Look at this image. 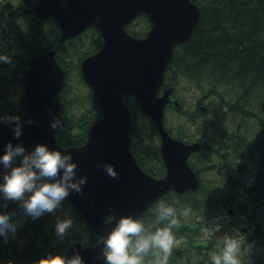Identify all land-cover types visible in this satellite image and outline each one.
<instances>
[{"label": "trees", "instance_id": "1", "mask_svg": "<svg viewBox=\"0 0 264 264\" xmlns=\"http://www.w3.org/2000/svg\"><path fill=\"white\" fill-rule=\"evenodd\" d=\"M2 1L5 2L4 7L9 17L13 11L21 9L23 14L30 18L33 4L37 0ZM192 1L200 7L201 19L189 40L174 48L165 76L176 80V83H173L175 92L180 89L176 87L177 83L183 79L192 84L200 95L196 99L195 116L202 115L200 105L207 101L205 113L211 114L215 120H211L206 126L204 142L189 158L190 166L199 177L197 189L182 194L169 192L160 197L170 202L175 201L181 211L184 207L189 209L186 215L179 216V226L173 227L177 243L169 257V264H211L209 255L219 247V239L216 232L204 236L201 230L219 208L225 210V205L228 209L231 208L234 217L239 213L247 215L246 205L235 203L234 196L231 197L234 185L238 195H246L234 176L235 172L243 168L240 166V160H246L251 151L261 152V147L264 146V0ZM17 2L18 5L15 4ZM13 16L16 18L20 14ZM136 20L142 21L148 29L144 15L138 16ZM47 21L52 24L50 33L46 26H42V22ZM54 29L56 25L52 20H38L33 17L29 19L28 24L18 28L15 41L26 56L55 48L56 58L68 76L69 70L75 71L81 81L79 64L83 58L99 48L101 38L92 27L87 30L88 34H80L59 43ZM126 29L130 34L136 35L131 26ZM86 99L90 102L89 111H96L88 95ZM124 101L131 111V150L138 156L137 161L142 169L154 177H161L165 167L159 153L157 132L151 122L145 120L146 117L138 110L132 97L124 96ZM179 101L181 107L184 101ZM179 108L174 111L176 118L182 120L181 115H185V112ZM228 115L239 116L235 127H225L221 122L222 118ZM97 116L99 115L96 111L92 120L84 119L83 114L78 120H68L67 128L72 134L62 128L57 135L59 144H82L87 126L95 121ZM140 119L147 125L142 126L138 122ZM182 121L186 123L193 120L188 118ZM250 123L254 129L261 132L260 136H255V131L250 130ZM75 126L78 127L77 131L72 132L70 128ZM183 129L182 124L175 125L174 129L168 128L170 133L173 132L180 139L184 138V133L180 131ZM144 150L152 155L149 159L140 154V151ZM262 165L264 166V161ZM205 173H210L211 178L222 176L225 179L223 185L215 184L213 179L201 177ZM241 188H244L245 192L247 189V195L256 205H264L263 181L258 185L254 184L253 190L247 188L244 183ZM219 189L224 190V194L217 195L216 190ZM63 203L68 204L67 199ZM150 209L151 207L141 217H151ZM6 210L15 213L13 219L18 220L19 224L14 235L10 234L7 239L0 237V259L5 261L34 264V261L47 251L65 252L71 241H79L86 246H92L99 241V237L85 225L77 212L80 228L69 229L64 239L59 240L54 235L55 222L44 220L42 216L35 219L26 217L21 209L12 207V201L7 202ZM237 220L240 225L245 224L239 217ZM246 226L250 228L246 239L253 242L250 254L252 264H264V240L261 238L264 236V221L250 220ZM223 230H226V227Z\"/></svg>", "mask_w": 264, "mask_h": 264}, {"label": "water", "instance_id": "2", "mask_svg": "<svg viewBox=\"0 0 264 264\" xmlns=\"http://www.w3.org/2000/svg\"><path fill=\"white\" fill-rule=\"evenodd\" d=\"M32 9L35 17L56 23L60 43L90 27H95L102 38L99 49L80 62L81 79L100 113L87 128L85 142L67 148L57 143V132L64 124L61 90L66 74L53 50L28 58L21 118L26 121L32 117L36 122L24 123L18 138L28 148L39 141L72 154L78 172L87 175V182L81 193L72 192L67 200L88 228L100 237L111 226L108 216L112 209L116 216H142L166 193L196 190L199 179L188 157L200 143H185L168 133L163 122L165 107H179V102L170 99L171 87L160 95L157 91L175 46L189 40L198 25L200 7L192 0H37ZM139 15L146 17L149 29L136 38L128 34L126 26ZM124 95L132 96L158 133L165 166L161 177L146 173L131 152V113ZM49 107L61 117L62 126L57 129L49 127ZM8 139L15 142L17 138L12 136L10 126L0 125V145ZM104 162L113 164L119 175L113 177L98 166ZM246 229L243 227L242 232ZM101 246L100 240L92 246L71 241L65 252L71 254L77 248L87 264H105Z\"/></svg>", "mask_w": 264, "mask_h": 264}, {"label": "clouds", "instance_id": "3", "mask_svg": "<svg viewBox=\"0 0 264 264\" xmlns=\"http://www.w3.org/2000/svg\"><path fill=\"white\" fill-rule=\"evenodd\" d=\"M0 63H14L12 54L0 51ZM49 127L62 126L61 117L49 107ZM32 117L22 120L21 114L0 112V125L10 126L12 136L0 145V237L7 239L17 231L19 221L13 219L14 212L7 211V202L15 201L26 217L33 219L45 213H54L70 193H81L87 182V175L78 172V163L70 152L50 147L47 143L36 142L28 148L19 137L23 134L24 123H35ZM255 135V134H254ZM106 172L117 177L119 174L110 162H104ZM152 216L142 218L133 213L115 215L112 209L108 216L110 227L99 237L100 253L105 264H169V257L177 243L174 226H179L180 215L189 209H178L176 202L158 198L151 206ZM217 216L209 228H221ZM114 221V223H111ZM73 225L69 215L56 217L54 235L63 240ZM219 247L209 255L211 264H252L253 242L246 239L239 227L219 235ZM0 264H14L12 260L0 259ZM34 264H87L81 252L73 248L71 254L61 251H47Z\"/></svg>", "mask_w": 264, "mask_h": 264}, {"label": "flooded vegetation", "instance_id": "4", "mask_svg": "<svg viewBox=\"0 0 264 264\" xmlns=\"http://www.w3.org/2000/svg\"><path fill=\"white\" fill-rule=\"evenodd\" d=\"M4 6H5V2L0 0V20H5L8 23L12 24L17 19H21L24 22L23 24L26 25V24H28L29 19L33 18L32 14H30V18L26 14H23V10H21V9L13 11L11 13L12 16L9 17L8 12L5 10ZM16 8H18V7H16ZM3 13L5 14V16H3ZM13 14H20V16H17L15 18V16H13ZM37 19L38 20H46V19H39V18H37ZM135 22H136V20L131 21L127 25V27L128 26L132 27L135 24ZM42 26L43 27L46 26L48 28V33H50V30L52 29L51 22H49V21L42 22ZM91 28L92 27L85 29L80 34H84V33L88 34L89 31H87V30H89ZM12 31H13V29H12ZM126 31L128 32V30H126ZM14 32L16 33L17 31L14 30ZM14 32H13V34L11 33V36H14V37H12V39L15 40V39H17V36L15 35ZM8 33L10 35V32H8ZM97 33H98V31H97ZM145 33L141 36H134L128 32V34H130L131 36L136 37V38L143 37L145 35ZM54 35H56L58 38L60 37V30H59V27L57 25H56V29H54ZM98 35H99V33H98ZM99 37L101 38L100 35H99ZM101 40H102V38H101ZM10 47L11 48L6 49L5 52L12 54L14 63H0V112L18 113V114L22 115L25 111V106H24V97H25V91H26L25 90L26 89L25 88V71H26V64H27L29 55L26 56L23 53L21 46L16 41H15V44L11 45ZM51 49L54 51V56L56 58L55 48H51ZM47 50H50V48ZM68 72H69V76H68V73L66 71V82H65L64 87H63L62 92H61L62 93L61 95L64 94V97L62 98V102L64 104V109H63V113H62V116L64 119V125L61 128H64L63 130L67 131V132H69V130L67 128V121L68 120H78V118H81V114H83L84 119L92 120L94 115H96V111H97V114L99 115V111L91 99V92H90L88 86L82 80L80 81L78 79V83H79L78 87H80V85L82 86V84H83V85H85V88L83 87L84 88L83 91H79V89L76 90L75 84L72 82L74 85L73 86L71 83V78L73 75L76 76V72L71 71V70H69ZM173 83L174 82H172L171 80H169V78H166V76H165L164 80H163V84L160 87V89L157 91V94L159 95L165 89L171 87L173 89V91H172V95H171L170 99L171 100H177L180 103L179 99L175 96V86ZM87 95L89 96L91 102L93 103V106L96 108V111L94 109L91 112L89 111L90 109L88 107H91V106H90L89 100L86 99ZM196 105H197V102L195 103V106ZM200 107H201V110L203 112H205V110L202 109L201 105H200ZM178 108L179 107H175V106H173V104H171V105H168L166 107V112H168L170 110V111H173L174 114L176 115V112L174 110H177ZM179 109L183 110L185 112V115H181L182 120L185 121L186 119L191 118L193 121H195V118L197 117L194 114L195 109L193 111H190L184 107V104ZM198 116H200V115H198ZM99 117H100V115L97 116L96 120ZM147 119L145 118V120H147ZM147 121L150 122L149 119ZM77 129H78V127H76V126L70 128V130L72 132L77 131ZM180 131L184 133L183 139L177 138L175 136V134H173V132H171V133L169 132V134L172 135L174 138L179 139V140L186 142V143H192V142L199 141L201 144L204 142V139L196 137L195 132L188 131L186 129H183ZM70 134H72V133H70ZM57 135H58V133H57ZM85 139H86V131H85ZM57 142H58V137H57ZM58 144H59V142H58ZM62 147H70V146H62ZM261 148H262L261 152L254 150V151H251L250 153H248L246 156V158H248L247 162H246V166L254 163L253 165H254V169H255V171H254L255 176L253 177V181H252L251 185L250 186L246 185V187L249 188L250 190H253L252 188H253L254 184L258 185L260 183V181L264 182V176H262V175H264V173H263L264 172V166L262 165V161H264V146H262ZM131 152H132V150H131ZM132 154L137 161L138 156H136V154H134L133 152H132ZM140 154L142 155V157H144V158L146 157L148 159L152 156L151 154H149V151H147V150H144L143 152L140 151ZM147 162H149V160H147ZM137 163H138V161H137ZM238 172H240V171H238ZM240 189L243 191L244 188H240ZM246 192H247V189H246ZM246 192H245V194H246V198H247L248 195ZM231 197H233V196H231ZM223 208L225 210H228L227 205H225ZM233 215H234V213H232V216ZM249 231H250V228H248L245 235L246 234L249 235V233H250Z\"/></svg>", "mask_w": 264, "mask_h": 264}, {"label": "rangeland", "instance_id": "5", "mask_svg": "<svg viewBox=\"0 0 264 264\" xmlns=\"http://www.w3.org/2000/svg\"><path fill=\"white\" fill-rule=\"evenodd\" d=\"M15 4L18 5L19 2L15 3ZM23 23L24 22L21 19H17L12 24L8 23L5 20H0V51H5L6 49L11 48L10 47L11 45L15 44V40L12 39V37H14V36H11V33L13 34L14 30L18 31V28H20L21 25H23ZM12 29H13V31H12ZM131 30L136 32L135 36H141L146 32L147 29L145 27V24L142 21L136 20L135 24L131 27ZM8 32H10V35ZM169 80L176 83V80L173 77H170ZM72 82L75 84L76 90L77 89H79V91L84 90L85 85L82 84V86L80 85V87H78L79 86L78 78L75 75H73L71 78V83ZM73 83H72V85H73ZM176 87L180 88V89L175 92V96L184 101V107L186 109L193 111L195 109V103L197 102L196 99L200 96L198 94L197 90L195 89V87L192 84H189L184 79L179 84L177 83ZM206 102L207 101H204L202 105L205 106ZM215 105H218V104H215ZM165 117H167V119H165V121H164L166 127L174 129L175 125H181L182 124V125H184V129H186L188 131L195 132L196 137H199L202 139H205L204 134L206 132V126L209 125L211 120H215L211 114H207L205 112H203L202 115L197 116L195 118L194 124H193V121H186V123H183V121L176 118V115H174V112L170 111V110H169V112H167L165 114ZM238 121H239L238 115H232V116L228 115V116L223 117L221 120V122L223 123V125L225 127H229V126L235 127L237 125ZM138 122L142 126L147 125V123L145 121L143 122V119L138 120ZM249 128H250V130L255 131L254 132L255 136L261 135V132L259 130L254 129V126L252 125V123L249 124ZM247 159L248 158H246V160L245 159L240 160V166H243V168L239 170L240 172H235V176H234L235 180L240 185V188H241L242 183H244V185L250 186L252 181H253V177L255 176V172H254L255 169H254V165H253L254 163L246 166ZM201 177H203L205 179L209 178L210 180L213 179L215 181V184H219L220 186H222L224 181H225V179L222 178V176L211 178L212 176H210V173H205L204 175H201ZM216 191L218 193L217 195L224 194V190L222 191L221 189H219ZM243 194H245L244 189H243ZM231 196H234L233 200L235 203H238V204L244 203L246 205L247 215H245L244 213H239L236 217H234L232 215L230 216L226 210H220V208H219L218 211H216L213 214L212 218L208 220L207 225L211 226L213 219L217 216H220L221 219L218 222L221 224V228L219 229V231H217L215 228L210 227L209 233L207 236L214 234L216 232V236L219 237L220 234H222L225 231H231V229L234 227H239V229H240L241 226H245L246 224H249L250 220H252V221H259V220L264 221V205H262V204L256 205L254 202H252L253 200L249 195L247 198H246V195H244V196L238 195L235 185L233 186V193ZM262 197L264 198V196H262ZM12 207L19 208L17 205V202H15V201H12ZM65 215H69L73 218V225L70 228L71 230H77L80 228V224H79V221L77 219L75 210L67 203L62 202V206L60 208H57L54 213H45L42 215V218L44 220H47V221L55 222L56 217H63ZM237 217L244 220L245 224L240 225L238 223ZM23 220H25V218H23ZM224 227H226V230H223ZM204 230H205V228L203 230H201V233L205 236ZM247 236H246V238H247ZM261 238L264 240V236ZM262 255L264 257V253Z\"/></svg>", "mask_w": 264, "mask_h": 264}, {"label": "bare ground", "instance_id": "6", "mask_svg": "<svg viewBox=\"0 0 264 264\" xmlns=\"http://www.w3.org/2000/svg\"><path fill=\"white\" fill-rule=\"evenodd\" d=\"M34 5V4H33ZM33 8V7H32ZM33 16H34V14H33V9H32V13H31ZM59 41V40H58ZM60 43V42H59ZM62 43V42H61ZM50 50H52V49H50Z\"/></svg>", "mask_w": 264, "mask_h": 264}]
</instances>
